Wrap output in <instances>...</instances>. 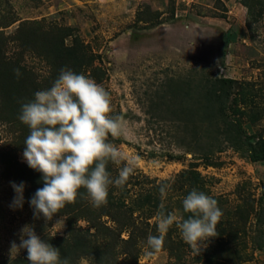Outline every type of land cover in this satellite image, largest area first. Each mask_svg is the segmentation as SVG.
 Segmentation results:
<instances>
[{
    "label": "rangeland",
    "instance_id": "rangeland-1",
    "mask_svg": "<svg viewBox=\"0 0 264 264\" xmlns=\"http://www.w3.org/2000/svg\"><path fill=\"white\" fill-rule=\"evenodd\" d=\"M11 18L18 21L0 29V36L6 39L2 47L5 58L19 59L38 79L52 70L37 54V44L33 51H23L19 42L11 39L22 22H36L38 26L33 27L49 35L69 28V33L63 32L69 34L65 46L76 37L100 58L107 74L103 87L111 96V114L121 116L129 131L127 136H109L108 140L126 157H140L135 174L127 181L128 195L133 197L152 183L167 182L193 169L207 180L210 194L221 199L220 219H226L238 204L259 201L264 206V160L252 162L245 148L237 150L225 141L215 144V134L202 127L197 150L215 146L212 155L204 159L202 152L193 149L189 133L193 89L205 78L254 83L255 106L264 109V0H0V23ZM21 99L24 103L27 96ZM11 109L0 94V156L9 154L27 165L20 151L24 145L19 141H25L29 129L18 119L21 106L14 112ZM244 128L259 146L264 142V118L246 123ZM122 166L116 167L119 170ZM2 169L0 163V264L18 257L29 264L26 249H11L12 242L19 245L21 229L31 226L41 240L43 233L65 238V218L53 217L47 222L42 216L34 219L27 182L22 208H10L15 196L11 182L19 183L2 174ZM178 195L170 190L164 203L171 202L172 212L179 214ZM103 220L112 225L107 218ZM154 222V218L149 221ZM78 226L85 229L87 223L79 221ZM151 229L148 234L158 233L157 227ZM247 229L250 238L263 242L264 226L251 224ZM168 233L176 242L174 226ZM139 245L137 264H203L191 247L172 253L161 249L149 256L145 245ZM117 258L118 263L123 261L120 255ZM76 264H90V258L82 256ZM246 264H264V247L254 250Z\"/></svg>",
    "mask_w": 264,
    "mask_h": 264
},
{
    "label": "trees",
    "instance_id": "trees-1",
    "mask_svg": "<svg viewBox=\"0 0 264 264\" xmlns=\"http://www.w3.org/2000/svg\"><path fill=\"white\" fill-rule=\"evenodd\" d=\"M17 21L15 18L3 20L0 23V29H5ZM33 26H38V24L22 22L11 39L18 41L23 51H33L31 49H36L32 48L33 45L37 44V54L49 64L52 70L42 79H38L28 71L19 59L5 58L2 47L6 39L0 36V94L10 104L12 112L23 103L21 98L24 99L27 96L24 101L28 102L34 98L36 91L50 88L62 68L83 74L103 86L107 74L101 67L100 58L92 54L87 46L76 37L70 46H65L64 41L69 34H63V32L69 33V28H59L55 31V35L54 33L49 35L48 32ZM16 68L20 70L19 77L14 74L13 70ZM254 87L255 84L250 82L212 77L205 78L194 86L195 98L191 104L193 109L190 111L192 117L189 123L192 125V131L189 133L194 143L193 149L196 152H202L204 159L212 155V149L215 146L208 145L202 150H197L202 140L199 135V129L202 127L209 134H215V144L219 145L225 141L237 150L245 148L250 153L252 162L264 160V142H261L259 146L255 142V136L248 135L244 128L246 123L254 124L264 118V109H260L254 103L256 99ZM18 99H20V104ZM19 142L24 143V139H20ZM256 145L258 149H255ZM23 150L24 148L20 151ZM0 163L3 167L2 174L7 177L12 176L18 183H29L30 196H33L38 188L43 187L40 173L30 169L27 165L16 162V158L9 154L1 155ZM116 166L112 163L107 166L113 178L118 175ZM174 180L171 190L179 192L176 200L177 208L179 214H183L185 218L189 214L183 213L181 201L193 188L216 199L218 207L221 208V199L210 194L207 180L195 170H184L176 175ZM127 184L128 182L123 188L109 186L107 203L100 207H94L90 200L84 198L85 189H79L75 202L66 204L59 213L53 216L65 218V238L46 236L43 233L41 234L43 240L59 249L60 257L61 254L63 256L61 260L67 259L69 264H76L82 256L90 258V264H122L123 262L124 264H137L141 256L139 244L146 247L147 237L158 235L154 232L148 234L147 231L157 227L155 222V224H150L149 221L155 217L161 202L164 203L165 199L161 200L158 191L159 184L152 183L150 188L133 197L128 195L130 192ZM168 199L173 198L169 196ZM165 207L167 211H172L171 202L166 203ZM263 216L264 206L259 201L256 204L235 206L226 219H220L216 228L217 236L205 241V246L198 254L202 263L246 264L250 262L253 251L264 247V240L260 243L258 239L250 238L247 227L251 224L253 227L264 226ZM103 218H107L112 225H108ZM79 221L86 222L87 227L85 229L79 227ZM173 226L178 232L177 241L173 242L168 233L164 237L162 247L171 253L178 248L190 247L181 239L177 227ZM122 234H126L125 239L121 238ZM261 238L260 236L259 239ZM67 244L71 246L68 247ZM249 244L252 245L251 250L248 248ZM75 253L78 254L74 257ZM117 255L123 257L122 262L118 263ZM24 262L26 261L23 258L18 257L8 264H23Z\"/></svg>",
    "mask_w": 264,
    "mask_h": 264
},
{
    "label": "clouds",
    "instance_id": "clouds-1",
    "mask_svg": "<svg viewBox=\"0 0 264 264\" xmlns=\"http://www.w3.org/2000/svg\"><path fill=\"white\" fill-rule=\"evenodd\" d=\"M14 74L21 75L19 68ZM110 93L95 80L62 68L48 89L36 91L34 98L21 105L18 119L28 127L23 145V160L40 173L43 187L30 198L33 218L41 216L51 221L66 204L75 202L79 189H85L84 198L94 207L107 203L109 186L123 188L135 174L140 159L126 157L108 137L127 136L129 131L123 118L112 115ZM109 163L123 166L113 178L107 170ZM174 178L158 185L163 201L174 184ZM15 196L10 208H22L24 182H11ZM183 214L167 211L161 202L155 214L158 235L146 240V255L159 252L165 234L175 225L181 239L198 255L209 238L217 236V225L222 211L218 201L196 188L181 201ZM24 237H27L26 239ZM11 249H26L30 264H69L61 260L59 249L41 240L31 226L21 229L20 243H11Z\"/></svg>",
    "mask_w": 264,
    "mask_h": 264
}]
</instances>
